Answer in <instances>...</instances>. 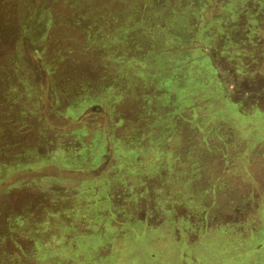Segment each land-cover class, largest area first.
Returning a JSON list of instances; mask_svg holds the SVG:
<instances>
[{"label": "rangeland", "instance_id": "obj_1", "mask_svg": "<svg viewBox=\"0 0 264 264\" xmlns=\"http://www.w3.org/2000/svg\"><path fill=\"white\" fill-rule=\"evenodd\" d=\"M256 86L253 0H0V264H264Z\"/></svg>", "mask_w": 264, "mask_h": 264}, {"label": "crops", "instance_id": "obj_2", "mask_svg": "<svg viewBox=\"0 0 264 264\" xmlns=\"http://www.w3.org/2000/svg\"><path fill=\"white\" fill-rule=\"evenodd\" d=\"M254 2H255V4H257V5H260L261 4V6L264 4V1H262V0H256L257 1V3H256V1L255 0H253ZM242 12V11H241ZM254 81V80H253ZM257 90V92H250L249 90H245L244 92H243V94H242V96L243 97H246V96H249L250 95V93H251V95H261V93H262V91H264V89H261V90H258V89H256ZM262 95H264V94H262ZM241 96V97H242ZM52 209V208H51ZM47 210H49L50 211V209H47Z\"/></svg>", "mask_w": 264, "mask_h": 264}, {"label": "trees", "instance_id": "obj_3", "mask_svg": "<svg viewBox=\"0 0 264 264\" xmlns=\"http://www.w3.org/2000/svg\"><path fill=\"white\" fill-rule=\"evenodd\" d=\"M139 7V6H138ZM170 12H172V13H175L176 11H173V9L171 8V9H169V11H168V13H170ZM10 155H13V154H10ZM2 162V165H7V163L8 162H6V161H1ZM13 261H11V260H9V261H7V262H5L4 261V263H6V264H11Z\"/></svg>", "mask_w": 264, "mask_h": 264}, {"label": "flooded vegetation", "instance_id": "obj_4", "mask_svg": "<svg viewBox=\"0 0 264 264\" xmlns=\"http://www.w3.org/2000/svg\"><path fill=\"white\" fill-rule=\"evenodd\" d=\"M259 71V70H258ZM256 89H258V87L256 86ZM258 90H260V89H258ZM251 92V91H250ZM262 94H264V91H262ZM249 96H252L251 95V93H250V95ZM253 96H255L256 97V95H253ZM263 97H264V95H263ZM254 98V97H253Z\"/></svg>", "mask_w": 264, "mask_h": 264}]
</instances>
